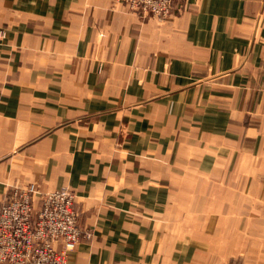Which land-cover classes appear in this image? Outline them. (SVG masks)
<instances>
[{
  "label": "crops",
  "instance_id": "1",
  "mask_svg": "<svg viewBox=\"0 0 264 264\" xmlns=\"http://www.w3.org/2000/svg\"><path fill=\"white\" fill-rule=\"evenodd\" d=\"M0 28V204L73 191L71 264H264V0H0Z\"/></svg>",
  "mask_w": 264,
  "mask_h": 264
},
{
  "label": "built area",
  "instance_id": "2",
  "mask_svg": "<svg viewBox=\"0 0 264 264\" xmlns=\"http://www.w3.org/2000/svg\"><path fill=\"white\" fill-rule=\"evenodd\" d=\"M120 1L130 12L158 20L171 17L176 2ZM5 38L0 28V43ZM92 235L81 226L76 196L68 188L43 193L34 183L16 184L0 204V264H71L69 255Z\"/></svg>",
  "mask_w": 264,
  "mask_h": 264
}]
</instances>
